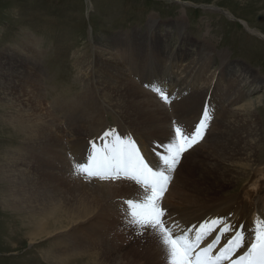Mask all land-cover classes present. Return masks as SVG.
<instances>
[{"label":"rangeland","instance_id":"374dc122","mask_svg":"<svg viewBox=\"0 0 264 264\" xmlns=\"http://www.w3.org/2000/svg\"><path fill=\"white\" fill-rule=\"evenodd\" d=\"M150 22L154 24L151 29ZM150 33L156 34L157 38L167 36L164 45L174 59L168 62L164 58L158 60L162 64L160 69L166 65L171 68L170 75L173 80L180 79L182 84L179 90H188L190 84L194 87L191 93L207 88L208 92L202 95V99H205L208 107L215 106V118L218 111H226L227 117L235 113L243 114V118L248 116L257 124V136L252 138L256 141L254 155L259 167L253 176L240 178L236 185L222 192L221 198L239 199L245 192L253 191L255 185L263 182L264 176L260 174V170L264 163V38L260 37L264 36V0H0V264H54L50 263L54 255L67 259L66 263L58 264H99V260L103 264L140 262L141 258L138 259L134 252L135 241L131 238L141 236L138 233L143 232V239L146 231L132 225L127 218L124 197L130 196L126 194L129 192L118 194L119 196L113 194V198L111 196L110 203L115 206L114 209L111 206L110 212L101 210L104 202L91 217L76 225L86 229L77 232L78 236L85 238V243L89 242L91 236H101V239L106 241L112 239L106 246H113L117 253H113L109 258L105 257V260L103 257L89 258L88 250L70 251L61 239L69 241L66 235L72 232L71 229L39 243L29 244L27 235L28 232L34 231L31 229V223L37 221L34 218L36 216H28L27 210L24 211L21 207H9L14 206V183L20 180L18 171H15L16 166H25L31 162L24 157L31 158L36 143H42L39 129L34 128L38 119L45 121V111H48L55 122L61 124L64 129L65 121L57 120L61 114L56 110L52 111L56 104L63 108L70 106L74 111H82V106H89L87 96L80 95L84 86V78H79L81 76L78 71L81 58L85 56L86 63L91 64L88 73H98L99 76L103 74V70L95 67V64L101 65L113 58L122 67H127L123 62L128 60V55L120 51L115 52L111 46L112 40L115 37L119 38L118 41L132 39L145 46ZM146 49L150 55L166 53L165 50L163 53L162 49L153 51L149 46ZM204 54L203 60L200 59L205 63L204 69L198 76L188 79L182 75L188 68H193L195 62ZM29 55L32 60L26 61ZM176 55L180 58H176ZM14 58H18L17 64ZM132 59L136 58H129ZM33 64H36L37 68L32 70V74L39 70L38 79L33 75L34 78L30 77L27 82L24 81L28 89H19L16 93L13 92L14 95L5 94L3 90L8 87L9 81L25 79V73H21L20 68L31 67ZM242 71H251L256 77L255 83L244 86L237 84L234 75L236 73L239 78L243 75ZM111 73L115 77L119 76L116 71L111 70ZM124 79L130 84L138 81L135 73L128 71ZM37 81L41 82L40 93L44 95L43 101L40 98L41 105L38 110L30 106L28 100L22 101L24 97L28 98L29 85L35 88L34 83ZM93 83L89 80L88 85L93 88ZM153 85L157 87L156 82ZM143 86L141 88L152 98L160 101L158 95L146 87L145 83ZM187 92L178 96L177 100ZM108 98L107 93L106 99ZM258 99L260 102L256 104ZM175 101L172 100V103ZM97 103V110L93 108L89 110L90 113L103 112V123L106 128L112 130L119 123L116 112L107 108L105 99L100 96L97 97ZM160 104L169 109L172 106L170 102L160 101ZM175 109L178 111V107ZM175 119V116H171L169 124L172 125ZM221 127L219 124L216 129ZM214 128L211 126V131ZM32 129L33 133L29 135ZM96 137L99 138V135L96 136V132H92L85 140L95 141L98 139H95ZM8 138L14 141H9ZM172 138L173 136L169 141ZM154 140L160 142L159 137ZM204 146L212 157L211 147L207 148V143L198 146V150ZM154 147L155 151H151L152 159L158 161L156 153L165 155L166 149L161 150V144H154ZM217 148L219 150V146ZM203 152L204 149L199 153ZM199 153L182 158L179 163L184 162L183 168L177 171L178 163L170 173V189L160 201L168 218L179 220L177 214H173L176 211L190 214L191 218H194L197 212L203 215L212 214L205 205H189L195 198L191 193H185L188 195L187 198L184 197L187 201L180 203L182 198L179 197V185L186 184L187 189H191L185 173L189 175L193 171L190 165ZM195 163L193 166L197 165ZM162 166L158 161L153 168ZM8 175L11 180L7 178ZM74 176L77 179L76 172ZM191 178L190 181L196 179L194 174ZM105 180L113 183L121 179ZM129 183L138 187L132 182ZM209 198L218 203L217 196L209 195ZM6 205L8 207H5ZM92 222L95 224L91 228ZM188 222L186 219L185 223ZM148 235L150 236L149 233ZM107 247L104 245L101 249L108 250ZM97 249L98 252L101 250ZM103 249L101 251L105 250ZM43 255L48 258L45 260ZM82 257L84 260H81Z\"/></svg>","mask_w":264,"mask_h":264},{"label":"bare ground","instance_id":"6f19581e","mask_svg":"<svg viewBox=\"0 0 264 264\" xmlns=\"http://www.w3.org/2000/svg\"><path fill=\"white\" fill-rule=\"evenodd\" d=\"M150 24L151 29L154 27V24L151 22ZM148 36L149 38H146L145 46L139 44L136 40L118 41L119 38L115 37L111 42V46L115 52L120 51V53L128 55V60L123 62L126 63L124 65L127 67H122L114 58L110 61L107 60L101 65L95 64V67L103 70V74L100 76L98 73H88L91 64L86 63L85 56L81 58L78 64V71L81 77L79 75L78 77L84 78L82 80L84 86L81 88L82 94L80 95L87 96L89 106L84 105L82 106V111H74L70 106L63 108L61 105L56 104L52 111L56 110V112L58 111L61 114L60 119L57 118V120L65 121L64 125L66 127L64 129L61 124L55 122L52 114L48 111H45V121H42L40 118L38 119L34 128L39 129L40 141L42 143H36L31 158L24 157V159H30L31 162L26 163L25 166H16L15 171H18L20 180L14 183L15 187H13V181L11 182L14 189L12 190L14 206L9 207H21L24 211L27 210L26 214L28 216H36L34 218L37 221L31 223V229L34 231L28 232L27 235L29 244L39 243L46 238L58 236L60 233L71 229L70 231L72 232L66 235L69 241L65 238L61 239L62 242L68 245L70 251L85 252L88 250L90 252L89 258L103 257L104 260L105 257L109 258L114 255L113 253L116 254L117 249L113 246H106L112 239L106 241V239H101V236H91L89 242L85 243L83 241L85 238L78 236L77 232L86 229L76 227V225L91 217L104 202L105 204L101 207V210L104 209V211L110 212V209L115 206L113 203H110L115 194L121 195L129 192L126 194H130V196H125V200H138L143 196V189L134 187L122 179L115 180L113 183L105 179L100 180L96 178L89 180L79 170L77 172L74 171L73 167L75 168L76 164L86 162L89 155L94 152V148L91 146L92 143L85 140V138L90 133L96 132V136L99 135V138L96 137L95 139H98L93 140V142L96 148L101 151H103V144L111 139H115L116 136L134 139L138 147H140L141 152L144 153L146 160L152 163V167H154L158 162L152 159L151 151H155L154 144H161V150H165L164 145L173 136V125L169 124L171 116H175L177 121L183 123L181 127L187 132L190 133L192 131L191 124L195 120L193 117L196 118L201 114L200 111L205 106V99H202V95L207 93L208 90L207 88L203 90L198 89L191 93L190 91L194 89L191 84L188 85V90H179L182 82L180 79L173 80V76L170 75L171 68L164 65L163 69H160L162 64L158 58H164L166 62L174 59V56L169 53L164 45V40L167 36L157 38L154 33H150ZM260 38H264V36ZM148 46L153 51L162 49L163 53L164 50L166 53L164 55H161V53L159 55L151 53L150 55L147 53L148 49H146ZM133 57L136 59L129 60V58ZM204 57L205 54L201 55L200 58L198 57L199 60H196L197 62L194 61L196 65L193 68L185 70L182 75H185L188 79H194L198 76L199 72L204 69L205 63L200 61ZM176 58L179 59V55H176ZM28 59L32 60V56L29 55L26 61ZM14 61L17 64L18 58H14ZM35 68H37L36 64L27 68L21 67L20 71L21 73H25V79H20L17 82L9 81L8 87L3 92L8 95H14L13 92L16 93L19 89H28L26 80L30 77L34 78V76L38 79V76H40L39 70H36L35 74H32V70ZM111 70L116 71L119 76H113ZM127 71L135 73V76L138 78L136 83H126L124 77ZM241 73L243 75L239 78L236 73L234 75V80L237 84H243L244 86L255 83L256 77L251 71H242ZM89 80L92 83L93 81L95 82L93 83V88L91 85H88ZM155 82L157 85L155 88L161 89L168 97L172 98L175 95L174 100L176 101L172 103L170 109L163 107L159 100L152 98L144 90V83H151L153 85ZM40 83L39 81L35 82V88H31L29 85L28 98L24 97L22 100H28L30 106H33L36 110L40 108V98L42 101L44 99V95L40 93ZM142 86L144 88H141ZM186 91H188L187 94L182 96L178 101V96L180 97ZM107 93L109 94L108 100L106 99ZM98 96L105 99L107 108L116 112V117L119 119V123L112 129V136L106 141L101 140L104 132L109 130L103 123V112L90 113L89 111L93 108L97 110ZM256 102L258 104L260 99L256 100ZM177 107L178 111L175 109ZM243 117L245 115L237 113L227 117L226 111H218V115L212 125L215 128L208 133L202 142L208 144L207 148L211 147L212 157L208 155L209 152H206V146L202 147L201 150H198L199 147L195 146L184 155L183 158H186L204 149L203 153H199L198 157L196 156V160L193 159L190 165L193 171L189 175L185 173L188 176L187 183L190 184L191 189H187V185L182 184L183 188L179 185L180 191L178 190V192L180 193L179 197L181 196L180 198H182L181 204H184V200L187 201L184 197L187 198L188 195L185 193L188 192V194L191 193L195 196L194 199H190L192 202L188 203L189 205H205V207L209 208L211 210L209 213L213 214V216H210V220L216 217H223L226 220H230L231 224L235 227L243 224L247 229H250V225L255 221L264 218V179L261 184L255 185L253 191L245 192L239 199H227L220 196L222 192L236 185L240 178L253 176L254 171L259 167L254 155L256 141L252 138L253 136H257V124L248 116L246 119ZM122 122L123 125H121ZM219 124L222 127L216 129ZM33 129L29 135L33 133ZM133 132L135 134H132ZM157 137H159L160 142L154 140ZM249 139L250 142H248ZM8 140L14 141L11 138H8ZM217 146H219V150ZM194 163L198 166H193ZM183 166L184 162L179 163L177 171L182 169ZM74 172L77 174V179L74 176ZM193 174L196 179L190 181ZM260 174L264 176V163L262 164ZM7 178L11 180L9 175ZM209 195L217 196L218 203L213 202L209 198ZM125 206L127 205L125 204ZM5 207L8 206L6 205ZM179 211L181 212V210ZM173 214H177L182 223H185L187 219L189 224L199 222L208 215L197 212L195 217L191 218L190 214L187 215V213L181 214L176 211ZM94 224L92 222L90 227H94ZM144 231H152V233L148 232L149 236L148 233L144 232L143 239L141 238L143 235L131 238L132 241H135V251L133 247L132 251L135 252L138 259L141 258L139 260L141 264L142 262L145 264H169L168 250L161 243L158 231L152 229H144ZM103 244L108 250L102 248L104 251H101V247L104 246ZM118 247L120 248V246ZM97 248L101 250L99 249L100 251L98 252ZM60 253L58 252V254ZM101 253L102 255L100 256L99 254ZM43 258L46 260L48 256L43 255ZM81 260H84L83 257ZM62 262L66 263L67 259L54 255L53 261L50 263L58 264ZM98 263L103 264L100 260Z\"/></svg>","mask_w":264,"mask_h":264},{"label":"snow or ice","instance_id":"6c2138e0","mask_svg":"<svg viewBox=\"0 0 264 264\" xmlns=\"http://www.w3.org/2000/svg\"><path fill=\"white\" fill-rule=\"evenodd\" d=\"M155 90L164 102L169 101L168 95L161 89ZM209 119L206 106L199 122L190 133L175 126L174 122V136L164 145L166 154L161 157L163 167H151L134 139L116 136L114 142L103 144V151L93 144V154L89 155L86 162L76 164L75 168L89 180L112 179L113 173L116 177L124 173L126 178L141 186L142 198L124 202L127 205V218L140 229L158 231L161 243L168 250L169 264H264V218L255 221L253 227L247 229L243 224L235 227L225 218L216 217L180 234L174 233L165 223L164 217L167 213L159 202L168 190L170 173L175 170L183 154L203 139ZM110 136L112 130L104 132L101 140L106 141ZM193 231L194 238L189 236ZM213 232H217L215 239L201 248V242ZM229 233L230 238L213 256L215 246ZM138 234L142 235L143 232Z\"/></svg>","mask_w":264,"mask_h":264}]
</instances>
